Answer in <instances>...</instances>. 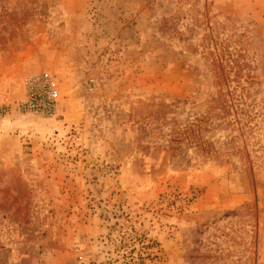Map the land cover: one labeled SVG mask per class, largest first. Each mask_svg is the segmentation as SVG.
Returning a JSON list of instances; mask_svg holds the SVG:
<instances>
[{
    "label": "rangeland",
    "instance_id": "rangeland-1",
    "mask_svg": "<svg viewBox=\"0 0 264 264\" xmlns=\"http://www.w3.org/2000/svg\"><path fill=\"white\" fill-rule=\"evenodd\" d=\"M0 264H264V0H0Z\"/></svg>",
    "mask_w": 264,
    "mask_h": 264
},
{
    "label": "built area",
    "instance_id": "built-area-1",
    "mask_svg": "<svg viewBox=\"0 0 264 264\" xmlns=\"http://www.w3.org/2000/svg\"><path fill=\"white\" fill-rule=\"evenodd\" d=\"M26 105L34 114H51L57 101V85L49 73L30 82Z\"/></svg>",
    "mask_w": 264,
    "mask_h": 264
}]
</instances>
